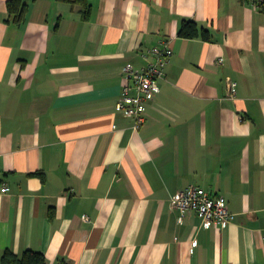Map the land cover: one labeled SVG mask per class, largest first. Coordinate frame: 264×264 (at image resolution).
<instances>
[{
    "label": "crops",
    "instance_id": "crops-1",
    "mask_svg": "<svg viewBox=\"0 0 264 264\" xmlns=\"http://www.w3.org/2000/svg\"><path fill=\"white\" fill-rule=\"evenodd\" d=\"M7 1L0 257L264 264V11L238 0H89L85 20L61 0H24L16 25ZM183 21L210 40L180 38ZM163 42L172 57L133 132L115 110L122 68L141 69V54ZM227 78L237 82L234 101ZM190 186L224 196L233 222L205 230L193 213L179 222L170 198Z\"/></svg>",
    "mask_w": 264,
    "mask_h": 264
},
{
    "label": "built area",
    "instance_id": "built-area-1",
    "mask_svg": "<svg viewBox=\"0 0 264 264\" xmlns=\"http://www.w3.org/2000/svg\"><path fill=\"white\" fill-rule=\"evenodd\" d=\"M250 4L256 10L264 11V0H238ZM145 65L134 69L131 65L122 68L123 85L117 99L115 110L125 118L131 120L133 132L139 131L143 125L147 112V104L153 101L159 93L158 81L163 79L172 51L166 42L157 47L147 49L141 54ZM222 59L218 60L222 64ZM225 99L234 101L237 95V82L227 78L225 81ZM10 189L7 184H0V194L7 195ZM170 206L178 213L179 222H183L189 213L195 214L201 221L200 227L208 230L212 227L226 228L235 219L230 212L227 200L220 194L190 186L174 194L170 198ZM194 243L191 246L193 249Z\"/></svg>",
    "mask_w": 264,
    "mask_h": 264
},
{
    "label": "trees",
    "instance_id": "trees-1",
    "mask_svg": "<svg viewBox=\"0 0 264 264\" xmlns=\"http://www.w3.org/2000/svg\"><path fill=\"white\" fill-rule=\"evenodd\" d=\"M71 6H79L82 9L83 19L89 20L91 16V5L89 0H61ZM6 8L11 21L16 25H21L25 21L27 5L24 0H8ZM178 36L183 39H195L201 37L204 41H209V33L205 30H199L198 25L193 21H183ZM32 176L42 177L41 174L35 173ZM43 179V178H42ZM0 264H46L45 257L40 252L27 250L21 254H15L6 250L0 257Z\"/></svg>",
    "mask_w": 264,
    "mask_h": 264
}]
</instances>
